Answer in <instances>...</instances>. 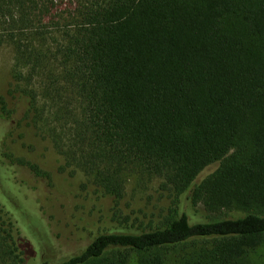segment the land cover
<instances>
[{
  "label": "trees",
  "instance_id": "1",
  "mask_svg": "<svg viewBox=\"0 0 264 264\" xmlns=\"http://www.w3.org/2000/svg\"><path fill=\"white\" fill-rule=\"evenodd\" d=\"M65 1L0 0L18 85L0 94V117L41 123L114 204L113 228L59 264H261L264 0ZM19 165L47 178L31 163L0 167V190L14 184L33 219L18 227L0 204V264H34L37 245L60 239ZM144 174L172 192L159 224L119 218ZM184 197L208 217L193 219Z\"/></svg>",
  "mask_w": 264,
  "mask_h": 264
},
{
  "label": "rangeland",
  "instance_id": "2",
  "mask_svg": "<svg viewBox=\"0 0 264 264\" xmlns=\"http://www.w3.org/2000/svg\"><path fill=\"white\" fill-rule=\"evenodd\" d=\"M69 6L77 4L78 0L65 1ZM15 53L10 46L0 48V94L7 95L10 90L17 89L13 78ZM39 80L35 82L38 86ZM12 99L10 100V102ZM20 118L14 122L5 121L0 117V167L9 170L11 161L31 163L47 174V178L37 177L21 166L22 179L42 192V207L48 209V217L52 218L60 239L56 243L37 245L34 264H59L63 260L77 255L100 233L113 228V200L96 193L95 186L86 176L73 168L66 166V161L53 146L52 141L44 131L41 123L35 125L27 119L21 124ZM2 154L8 156L4 157ZM6 166L8 168H6ZM5 167V168H4ZM218 164L204 171L202 177L211 173ZM141 182V183H140ZM183 210L193 219L203 220L208 213L202 206L194 208L184 197ZM173 197L172 192L161 178L148 176L139 180L133 178L128 183L123 200L119 203V218L132 215L140 217L141 221L159 224L169 213ZM18 189L12 183H7L0 190V204L10 214L18 227L23 221L33 222L28 212V206ZM118 209V208H117ZM37 222V220L34 218ZM24 227V226H23ZM38 236L45 235L42 226L36 225ZM34 231L32 230L31 233ZM33 235V234H32ZM31 236V235H30ZM32 238L34 236H31ZM259 263L264 264V261Z\"/></svg>",
  "mask_w": 264,
  "mask_h": 264
}]
</instances>
